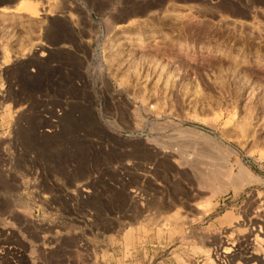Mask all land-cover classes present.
<instances>
[{"label": "rangeland", "instance_id": "obj_1", "mask_svg": "<svg viewBox=\"0 0 264 264\" xmlns=\"http://www.w3.org/2000/svg\"><path fill=\"white\" fill-rule=\"evenodd\" d=\"M263 199L264 0H0V264H264Z\"/></svg>", "mask_w": 264, "mask_h": 264}, {"label": "bare ground", "instance_id": "obj_2", "mask_svg": "<svg viewBox=\"0 0 264 264\" xmlns=\"http://www.w3.org/2000/svg\"><path fill=\"white\" fill-rule=\"evenodd\" d=\"M14 5V4H13ZM12 6V5H11ZM13 7V6H12ZM3 8V7H2ZM8 8V7H7ZM7 8H5V10L7 9ZM14 8V7H13ZM27 8V7H26ZM16 9H18V8H16ZM25 9V8H24ZM50 9V8H49ZM15 10V9H14ZM19 10H20V8H19ZM27 10V9H26ZM35 45V44H34ZM36 53V52H35ZM40 56V55H39ZM71 69V68H70ZM198 148V147H197ZM201 150V149H200ZM183 154V153H182ZM207 154V153H206ZM197 156V155H196ZM156 157V156H155ZM197 161V160H196ZM241 170V169H240ZM206 172V171H205ZM244 173V172H243ZM224 174V173H223ZM208 176H210V175H208ZM216 176V175H215ZM219 176V175H218ZM221 177V176H220ZM246 177V176H245ZM211 178H212V176H211ZM143 179V178H142ZM246 179V178H245ZM232 180V179H231ZM241 181V180H240ZM247 182V181H246ZM163 184V183H162ZM200 184H201V182H200ZM203 185V184H202ZM225 185V184H224ZM219 189V188H218ZM82 190V189H81ZM84 191L85 190H83V193H84ZM139 192V191H138ZM260 198V197H259ZM254 199V198H253ZM264 200V199H263ZM198 202V201H197ZM130 203V202H129ZM263 203V202H262ZM259 205V204H258ZM197 206V205H196ZM200 206V205H199ZM196 208V207H195ZM198 208H200V207H198ZM197 208V209H198ZM204 208V207H203ZM166 213V212H165ZM168 213V212H167ZM175 213V212H174ZM197 213H200V212H197ZM253 213V212H252ZM154 216V215H153ZM174 218V217H173ZM151 219V218H150ZM128 220H130V219H128ZM159 223H161V222H159ZM164 223V222H163ZM235 223H236V221H235ZM250 223H252V224H255V223H257L255 220H251V222ZM263 223V222H262ZM258 226V225H257ZM111 229V228H110ZM258 231H260V230H258ZM154 235V234H153ZM206 236V235H205ZM240 237V236H239ZM249 237V236H248ZM256 237H257V235H256ZM254 238H255V236H254ZM259 239H261L259 236H258V240ZM245 240V239H244ZM252 240V239H251ZM257 241V240H256ZM225 242V241H224ZM230 243H231V241H229ZM253 242H255V241H253ZM257 242H259V241H257ZM228 243L227 242V245L226 246H222L221 244H220V246H222V248H221V251L219 250V252L221 253V255H232V251H233V249L231 248V247H233L232 246V244H234V243ZM262 243V242H261ZM223 244V243H222ZM237 245V244H236ZM248 246V245H247ZM259 246V245H258ZM259 248V247H258ZM262 248V247H261ZM217 253V252H216ZM219 253V254H220ZM255 254V253H254ZM255 255H257V252H256V254ZM237 256V255H236ZM258 256V255H257ZM257 256H255V257H257ZM264 256V255H263ZM219 257V256H218ZM234 257V256H233ZM253 257V256H252ZM226 258V257H225ZM231 258V257H230ZM254 258V257H253ZM252 258V259H253ZM228 259H229V256H228ZM246 259V258H245ZM251 259V258H250ZM251 259V260H252ZM255 259V258H254ZM260 259V258H259ZM262 260L264 261V257L262 258ZM261 261V260H260ZM232 262V261H231ZM239 262V261H238ZM252 262V261H251ZM210 264H212V261L210 262ZM253 264V263H252Z\"/></svg>", "mask_w": 264, "mask_h": 264}, {"label": "built area", "instance_id": "obj_3", "mask_svg": "<svg viewBox=\"0 0 264 264\" xmlns=\"http://www.w3.org/2000/svg\"><path fill=\"white\" fill-rule=\"evenodd\" d=\"M4 249H6L5 247H0V260L1 259H5V258H7V257H10V258H13V259H15L16 260V258L17 257H21V255H19V254H16V253H12V252H6V251H3ZM10 251V250H9ZM7 255H10V256H7ZM225 257V255H221V254H219V257L217 258V257H215L216 258V260L218 261V264H225L222 260L223 259H225L224 258Z\"/></svg>", "mask_w": 264, "mask_h": 264}]
</instances>
